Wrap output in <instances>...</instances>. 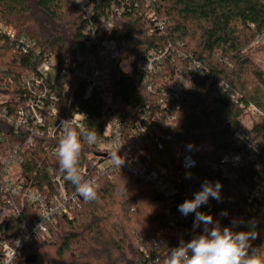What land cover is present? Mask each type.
<instances>
[{
	"label": "trees",
	"instance_id": "trees-1",
	"mask_svg": "<svg viewBox=\"0 0 264 264\" xmlns=\"http://www.w3.org/2000/svg\"><path fill=\"white\" fill-rule=\"evenodd\" d=\"M85 1L80 8L72 0H0V27L15 31L13 38L0 32V94L7 96L0 106V157L12 154L20 159L11 174L13 182L22 188L43 190L46 185L52 190V178L64 175L51 153L59 139L36 135L29 119L27 127L15 129L14 125L18 111L27 109L26 103L36 97L22 77L36 72L45 57L52 56L57 66L54 80L40 89L57 92L59 100L54 104L62 112L84 111L85 128L102 133L107 118L100 94L84 98L83 86L60 69L77 56L95 54L94 47L85 46L84 30L98 24L113 5L119 12L113 14V26L102 37L117 46L109 90L123 135L129 136L141 113L159 111L149 83L168 85L178 82V75L188 83L178 102L177 122L163 130L170 136L163 141V149L144 135L141 144L129 147L127 153L136 162L164 166L173 175L189 148L194 152L199 190L204 181L222 185L221 200L209 198L199 211L212 215L221 228L254 232L252 247L264 251V212L242 190L264 189V122L255 121L248 110L253 106L264 115V62L253 56L264 41V0H164L160 8L153 1L147 5V0ZM260 35L262 40L256 42ZM18 36L34 45L21 51L16 47ZM151 50L164 52L155 74L142 69V59ZM121 60H129L130 72L119 66ZM196 64L199 69L194 73L188 66ZM65 83L69 88L61 94ZM235 129L246 143L233 136ZM94 153V147L86 146L80 166L87 169L86 179L93 176L99 184L98 198L85 202L80 197L77 207L68 215H58L47 234L37 235L12 264H161L170 246L179 245L172 237L171 243L159 241L169 238L171 228L160 209L162 196L153 185L122 168L111 176L93 172L88 156ZM230 153L243 155L240 165L226 164L225 173L212 167ZM63 181L67 193L74 191V185ZM11 199L19 211L17 221H32L37 215L23 197ZM176 199L182 203L181 195ZM0 207L8 205L0 199ZM194 219L192 213L184 241L203 233L202 224L194 228ZM13 221L10 216L2 224L0 245L16 232Z\"/></svg>",
	"mask_w": 264,
	"mask_h": 264
},
{
	"label": "built area",
	"instance_id": "built-area-1",
	"mask_svg": "<svg viewBox=\"0 0 264 264\" xmlns=\"http://www.w3.org/2000/svg\"><path fill=\"white\" fill-rule=\"evenodd\" d=\"M80 8L85 7V0H72ZM153 4L156 8L164 7V0H147V5ZM109 14L102 16L99 23L89 25L84 34L86 38V47H94L95 54L87 57L77 56L76 60H72L67 64H63L61 73L68 72L72 78H75L78 83L83 86V97H89L92 93L98 92L102 101V109L106 113L107 124L102 133L97 134L99 142L92 145L95 148V153L88 156L92 171L105 173L108 176L116 169H125L129 171L136 179L149 182L155 190L162 196L160 200V209L167 215L168 224L171 228L169 238H159V241L171 243V237L175 242H180L186 237L187 231L185 224L189 221L191 214L188 216L182 215L178 211V206L181 204L177 201L178 195L182 196V203L186 199L194 198V194L199 190L196 183V174L194 167L196 165L194 152L189 151L181 158L179 166L176 168L173 175H168V171L164 166L152 167L148 163L136 162L134 158L127 153L131 146L140 145L143 136L149 135L151 141L159 150L163 149V141L168 140L170 136L163 130L177 122V110L179 108V100L182 90L188 87V83L183 81L182 75H178V82H172L168 85L149 83L147 88L157 98L159 111L145 112L139 115L135 128L132 129L129 136L125 137L121 130L122 123L116 111V104L112 99L111 91L109 90L112 83V68L117 61L118 52L114 40L102 37L103 32L109 31L113 26V14L119 10L115 6L109 8ZM153 13H150L151 16ZM85 16L89 13L85 11ZM0 32L13 38L15 31L12 28L0 27ZM100 36V38H99ZM262 35L256 38V42L262 40ZM17 48L26 52L30 49L34 42L25 39L23 36H18ZM164 52L149 51L142 59V69L147 74H155L160 69V64ZM123 65H126L124 67ZM57 62L50 56L39 64L36 72L26 73L23 81L29 88H32L35 93V98L26 103L27 109L18 111V118L14 121L15 129L19 125L27 127L28 119L33 122L34 127L30 129L36 135L45 136L49 139H59L61 136V122L75 118L76 122H85L86 113L82 110H67L65 113L55 106V102L59 100V95L49 88L40 89L41 85L48 84L54 80ZM119 66L126 72L131 71L129 60H121ZM192 71L199 69L196 64ZM203 76L204 72L200 71ZM190 78V76H189ZM69 88V84L65 83L61 90L64 94ZM7 96L0 94V106L5 101ZM49 100L47 102L45 100ZM1 109V108H0ZM43 110L45 112H43ZM248 110L253 113L255 121L264 122V115L256 110L253 106H249ZM1 113V111H0ZM13 120L10 118L9 120ZM33 128V129H32ZM233 136L239 139L241 144L246 143L244 135L239 129L233 130ZM28 142H32V137H29ZM121 145L119 155L125 160V163L119 168L112 165L109 159V152ZM56 147L51 148V153H55ZM246 149L252 153L250 145H246ZM243 155L241 153L225 154L220 158V165L212 164L213 168L219 169L225 173L226 164L237 167L241 164ZM20 161L15 155L10 154L8 157H0V199L8 205L7 210L10 211V216L14 217L13 230L7 240L1 242L0 264H12L13 261L21 254L22 250L28 247L33 239L39 234H47V227L50 223L56 221V217L61 214L68 215L71 210L79 205L80 196L74 191L67 193L64 187V181L60 174L52 178V190L46 185L43 190L37 188H22L21 185L14 183L11 174L15 165ZM86 174V167H81ZM190 174V175H189ZM96 182L95 177L87 178ZM242 190L249 197V200L254 201L259 209L264 212V189L254 187L248 189L243 187ZM21 196L32 207L36 208L38 213L32 221L26 219L17 221L18 209L13 206L11 197ZM3 236V235H2ZM174 244V242H173ZM174 245L170 246V249ZM166 257L164 258V260ZM164 260L161 264H164Z\"/></svg>",
	"mask_w": 264,
	"mask_h": 264
},
{
	"label": "clouds",
	"instance_id": "clouds-1",
	"mask_svg": "<svg viewBox=\"0 0 264 264\" xmlns=\"http://www.w3.org/2000/svg\"><path fill=\"white\" fill-rule=\"evenodd\" d=\"M60 131L54 154L64 174L63 179L75 186L76 193L85 202L96 200L100 186L94 180L86 179L80 166L85 147L99 142L96 132L86 129L83 122H76L75 118L62 121ZM120 147L117 145L109 152L112 165L119 168L125 163L119 155ZM221 187L219 182L204 181L194 198L186 199L178 206V211L184 216L195 213L193 226L198 228L202 224L203 233L195 235L190 241L182 239L177 247L169 250L164 264H264V251L252 247L251 241L256 237L254 232L221 228L212 215L199 211L209 198L221 200Z\"/></svg>",
	"mask_w": 264,
	"mask_h": 264
},
{
	"label": "rangeland",
	"instance_id": "rangeland-1",
	"mask_svg": "<svg viewBox=\"0 0 264 264\" xmlns=\"http://www.w3.org/2000/svg\"><path fill=\"white\" fill-rule=\"evenodd\" d=\"M253 56L258 62H264V41L254 49ZM126 67V65H123ZM264 67V64H263ZM10 211L6 208L0 207V238L2 237V224L8 219Z\"/></svg>",
	"mask_w": 264,
	"mask_h": 264
}]
</instances>
